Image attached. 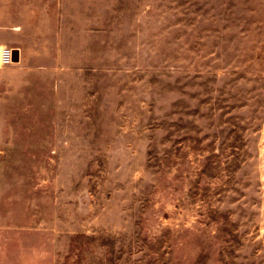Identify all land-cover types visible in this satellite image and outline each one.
I'll return each mask as SVG.
<instances>
[{
  "label": "rangeland",
  "instance_id": "obj_1",
  "mask_svg": "<svg viewBox=\"0 0 264 264\" xmlns=\"http://www.w3.org/2000/svg\"><path fill=\"white\" fill-rule=\"evenodd\" d=\"M0 264H264V0H0Z\"/></svg>",
  "mask_w": 264,
  "mask_h": 264
},
{
  "label": "crops",
  "instance_id": "obj_2",
  "mask_svg": "<svg viewBox=\"0 0 264 264\" xmlns=\"http://www.w3.org/2000/svg\"><path fill=\"white\" fill-rule=\"evenodd\" d=\"M22 29L23 28L19 23L12 25H0V47L5 44H11L13 39L21 34ZM15 47L16 46H13L12 48L18 51L20 59L21 53Z\"/></svg>",
  "mask_w": 264,
  "mask_h": 264
},
{
  "label": "built area",
  "instance_id": "obj_3",
  "mask_svg": "<svg viewBox=\"0 0 264 264\" xmlns=\"http://www.w3.org/2000/svg\"><path fill=\"white\" fill-rule=\"evenodd\" d=\"M14 49L7 45L0 47V67L11 65L15 62Z\"/></svg>",
  "mask_w": 264,
  "mask_h": 264
},
{
  "label": "water",
  "instance_id": "obj_4",
  "mask_svg": "<svg viewBox=\"0 0 264 264\" xmlns=\"http://www.w3.org/2000/svg\"><path fill=\"white\" fill-rule=\"evenodd\" d=\"M14 54H15V56H14L15 61H19V53H18V51L14 50Z\"/></svg>",
  "mask_w": 264,
  "mask_h": 264
}]
</instances>
